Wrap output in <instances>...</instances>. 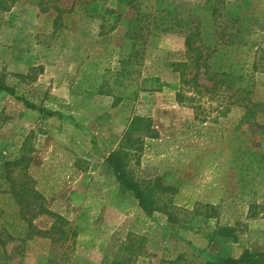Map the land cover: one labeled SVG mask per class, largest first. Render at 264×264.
Instances as JSON below:
<instances>
[{
    "label": "rangeland",
    "instance_id": "1",
    "mask_svg": "<svg viewBox=\"0 0 264 264\" xmlns=\"http://www.w3.org/2000/svg\"><path fill=\"white\" fill-rule=\"evenodd\" d=\"M54 1L70 7L73 0ZM38 2L18 0L9 10L0 11V80L17 84L20 95L43 108H28L0 91V161L30 152L43 205L68 221L64 227L68 234L65 238L58 234L26 238L25 232L13 238L3 235L0 264H197L206 256L193 247L214 258L264 249V193L241 197L234 216L226 206L224 219L232 222L237 217L231 234L205 237L210 234L203 223L213 230L216 219L204 218V209L195 210L196 183L208 181L210 171L201 179L191 176L189 166L183 171L188 162L183 149L196 141L187 138L185 126L194 116L193 108L187 99L177 97L179 91L191 94L173 65L186 58L183 34L149 38L142 61L130 69L132 79L157 78L153 90L127 98L75 94L71 87L76 67L98 51L99 20L88 17L75 1L64 17L65 26L50 37L49 13H41ZM107 4L126 12L113 0ZM174 4L177 19L198 24L203 47L217 43L206 0H175ZM221 12L223 23L238 27L249 56L257 54L251 103L230 117L248 131L251 151L264 150V0H224ZM110 41L112 47L117 45L114 37ZM117 50L107 53L111 66ZM199 81L210 83L203 74ZM135 116L149 118L158 135L146 138L140 154L129 160L134 177L152 180L159 174L163 185L176 188L174 194L159 196L158 209L150 213L139 208L133 194L117 182L101 144L118 142ZM224 195L233 197L232 191ZM44 214L32 222L41 231L56 220Z\"/></svg>",
    "mask_w": 264,
    "mask_h": 264
},
{
    "label": "trees",
    "instance_id": "2",
    "mask_svg": "<svg viewBox=\"0 0 264 264\" xmlns=\"http://www.w3.org/2000/svg\"><path fill=\"white\" fill-rule=\"evenodd\" d=\"M17 1L0 0V11L9 10ZM75 1L83 6L88 17L99 20L98 51L86 56L76 67L71 87L75 94L127 98L130 94L134 97L141 91L153 90L157 78L132 79L130 69L142 61L149 38L165 33L183 34L186 58L173 65L191 94L187 96L179 91L177 97L181 101L187 99L193 108L194 116L185 121V126L187 138L196 140L183 149V158L188 161L183 164V171L189 166L191 176L198 179L203 177L205 171H210L208 181L196 183L199 195L195 210L204 209L201 212L204 218L216 219L213 230L206 227V223L202 225L210 234L205 235L208 240L214 234L228 236L237 217L232 222L229 218L224 219L226 206L233 210L231 216H234L235 203L241 197L264 193V150L258 147L251 151L246 143L248 131L230 117L246 110L251 103L257 54L255 52L254 56H249L238 27L222 22L224 0H206L217 38V43L209 48L202 46L197 23L175 17V0H113L126 9L125 13L110 7L107 4L109 0H73L70 7L59 6L54 0H39L41 13H49L50 37L65 26L64 17L73 10ZM111 37L117 41L116 46L112 47ZM115 47H118L117 57L115 66H111L107 53ZM200 74L210 83H201ZM18 87L17 84L9 85L0 80V91L21 100L28 108L43 111L41 106L20 95ZM157 135L149 118L135 116L118 142L101 141L108 151L106 162L115 179L133 194L139 208L146 213L158 209L156 199L159 196L176 193V188L161 183L159 174L152 180H138L129 167V160L138 156L143 149L144 140L156 138ZM21 147L24 150V146ZM32 160L30 152L21 151L12 159L0 161L1 244L5 240L3 235L13 238L21 236L23 232L26 238L47 234H58L65 238L68 234V230L64 229L68 221L43 205L45 198L36 187ZM172 170L169 168V171ZM226 191H232L233 197L224 195ZM44 213L54 215L56 220L48 230L41 231L32 222ZM71 235L74 236L75 232L72 231ZM205 256L203 264H264V249L255 252L246 249L239 257Z\"/></svg>",
    "mask_w": 264,
    "mask_h": 264
},
{
    "label": "crops",
    "instance_id": "3",
    "mask_svg": "<svg viewBox=\"0 0 264 264\" xmlns=\"http://www.w3.org/2000/svg\"><path fill=\"white\" fill-rule=\"evenodd\" d=\"M193 248H194V250L197 252V254H199V255H201V256H203V255H207V254H208V253H206V252L197 251V248H195V247H193ZM239 256H240V254L237 255V256H232V257H239ZM203 258H204V257H203ZM205 260H206L205 258H204V260H202V259L200 258L199 261H197V264H203Z\"/></svg>",
    "mask_w": 264,
    "mask_h": 264
}]
</instances>
